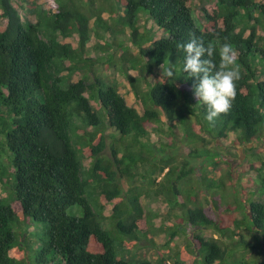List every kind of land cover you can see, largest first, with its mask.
<instances>
[{"label": "trees", "instance_id": "1", "mask_svg": "<svg viewBox=\"0 0 264 264\" xmlns=\"http://www.w3.org/2000/svg\"><path fill=\"white\" fill-rule=\"evenodd\" d=\"M28 1L17 0L23 14L14 0H0V21L5 22L0 25V149L8 153L15 175L9 184L0 164V186L12 187L14 193L8 203L0 199V264L28 263L13 229L18 214L48 228L40 253L42 263L54 255L60 264H131L117 254V245L131 249L120 238L135 244L134 238L141 239L139 233L150 232L152 219L146 217L141 189L133 187L126 195L121 181H135L140 175L139 161L150 162L131 149L149 142L151 129L162 131L167 124L164 116L171 123L179 120L186 130L194 127V117L202 130L210 126L219 138L233 133L240 144L264 137V35H260L264 34V0H217L202 8L201 26L193 15L194 0H52L53 12ZM105 13L110 15L108 20ZM31 15L36 16V22L30 20ZM142 17L162 32L159 40L154 42L140 32ZM115 27L123 34L129 30L131 42L140 52L132 57L130 49L116 38L107 42L108 50L117 47L124 51V65L140 69L141 77L128 76V81L142 114L128 105L119 81L97 76L94 69L98 62L86 53L93 32L102 41L109 32L117 34ZM74 35L79 37L78 48L62 40ZM193 35L216 50L213 60L217 65L225 38L236 53L235 66L241 74L236 95L230 111L214 123L205 119L207 106L194 98L196 79L183 72L185 52L178 45ZM165 61V66H176L170 81L162 78ZM81 70L94 73L93 81L83 75L74 82ZM147 74L156 75L155 82L148 81ZM94 100L99 110L93 107ZM109 130L114 135L110 136ZM108 138L115 140L112 158L103 155ZM87 160L90 167L85 165ZM167 161L160 171L169 169L166 177L175 175L181 180V175L194 171L177 174ZM262 170L263 163L257 171L264 178ZM149 171L143 176L146 180ZM158 172L152 173L154 185H159ZM260 185L264 196V179ZM175 186L185 204L179 183ZM156 193L166 195L171 212L180 207L170 191L159 188ZM249 205L247 217L239 222L250 233L264 237V201ZM108 206L112 207L110 217L104 214ZM209 206L213 217L198 205L189 209L190 224L196 229L227 232L231 239L237 236L223 227L222 213L232 209ZM71 207H79L82 215L69 214ZM106 223L110 229L105 228ZM177 234L170 231L169 241ZM195 239L205 248L204 264L225 261L227 252L216 239L205 240L199 235ZM242 244L246 243L234 247ZM158 260L168 263L164 255ZM139 264L153 263L145 260Z\"/></svg>", "mask_w": 264, "mask_h": 264}, {"label": "rangeland", "instance_id": "2", "mask_svg": "<svg viewBox=\"0 0 264 264\" xmlns=\"http://www.w3.org/2000/svg\"><path fill=\"white\" fill-rule=\"evenodd\" d=\"M33 1L47 11H54L52 0H29V5ZM14 2L19 8V2L17 0H14ZM215 2L217 0L193 1V15L198 25L201 26L203 22L202 8ZM20 10L23 11V9ZM24 13L25 11H23ZM103 17L108 20L110 15L105 13ZM29 18L31 21L36 22V16L31 15ZM148 20V18H141L140 32L155 42L163 35L160 30L153 26L152 21ZM4 23L3 20L0 21V25ZM93 23L94 20L91 21L92 28ZM115 28L118 30L117 34L114 35L113 32H109L102 41L93 32L86 53L89 58L98 62L94 69L97 76L110 81L115 79L119 81L121 84L120 90L125 94L128 105L136 108L142 114L141 103L136 100L128 81V76L141 77L140 69H132L130 63L124 65L121 60L124 51L117 47L108 50L107 42L116 38L119 43L124 44L125 48L130 49L132 57H138L140 52L132 44L129 30L123 34L119 32L120 27ZM249 34L250 32H247L246 36H249ZM260 35L264 34L260 32ZM62 40L71 43L75 48L79 46L78 35ZM87 74L84 70L77 72L73 77L74 82L80 80L83 75H86L87 79L92 82L95 76L94 73ZM145 78L150 82H155L156 75L147 74ZM92 105L95 110H99L100 106L96 100L92 101ZM191 120L194 127L191 130H186L179 120L171 123L164 116V121L167 124L162 126L161 129L163 130L154 131L151 129L150 141L142 142L144 143L142 147L140 145L131 149L133 153L149 158L150 162L140 160L138 166L140 175L137 176V179L133 182L123 179L121 185L126 195L133 187L141 189L140 192L143 195L141 202L146 217L152 219V225L149 233H139L140 241L133 239L136 242L135 244L131 239L121 236L120 240L124 244H128L126 246H130L131 249L128 248L126 251L122 246L117 245L118 256L124 257L127 261L132 262L131 264H139L145 260L153 264H160L158 259L161 255L166 257L167 264L183 262L186 258L189 259L184 264H204L206 259L205 248L200 246L195 239V236L199 235L205 240L216 239L220 246L226 250L225 261H218L215 264H237L238 261L241 262L242 260L248 261L249 264H264L263 235L250 233L245 228L246 226H242L239 222L240 220L244 221L243 219L247 217L251 201H264V196L260 195L262 194L260 184H262L264 178L262 177V179L260 171H257L261 163L264 165V137L255 140L253 143L240 144L237 141V136L233 133L228 134L227 137L219 138L211 131L210 126L206 130H202L194 117ZM112 132V130H109L108 134L110 136L114 135ZM115 137L120 139V136L116 135ZM124 140L126 143L130 142L128 138ZM114 144L115 140L108 138L107 149L103 154L106 158L113 157L112 147ZM164 160H171V162L167 161V164H169V168L176 169L177 174L188 173L191 168L194 171L186 176L181 175V180L175 175L166 177L169 169L164 173L160 172L165 166L163 165ZM0 164L5 172V180L10 179L8 183L11 184L13 180L15 181L14 169L12 168L11 159L4 149H0ZM85 165L90 167V160L85 161ZM254 165H258L257 168H254ZM155 170L159 171L157 175L159 185L152 183L154 180L152 173ZM147 171H149V178L146 180L143 176ZM261 173L264 176V170ZM176 182L179 183V193L185 204L180 202L179 195L175 193ZM3 186L5 189L0 186V199L8 203L13 197V188ZM159 188L171 192L172 199L180 203L177 210L171 212L166 200H164L166 195L156 196ZM92 204L94 206L93 201ZM209 204L220 205L221 211L232 209L230 212L222 213L223 227L230 228L232 232L237 233V236L231 239L227 232L223 233L215 228L196 229L190 224L187 211L197 205L205 209L210 217H213ZM68 213L81 216L82 210L79 207H71ZM104 214L106 217H110L112 207L108 206ZM105 228L110 229V223H106ZM13 229L17 235L19 248L23 250L24 255L29 259L27 264H60V260L55 258L54 255L48 256L44 263L41 262L40 253L43 251L44 243L47 240L45 235L48 230L44 224L35 223L23 214H18L13 223ZM170 231L178 233L171 242L169 241ZM239 242H245L246 244L234 247Z\"/></svg>", "mask_w": 264, "mask_h": 264}, {"label": "clouds", "instance_id": "3", "mask_svg": "<svg viewBox=\"0 0 264 264\" xmlns=\"http://www.w3.org/2000/svg\"><path fill=\"white\" fill-rule=\"evenodd\" d=\"M185 52L183 72L194 77L197 83L193 87V95L200 103L207 106L205 119L214 123L221 114H227L232 107L236 95V84L241 79L238 67L235 66L236 55L233 45L225 38L219 49V64L214 63L216 50L206 46L196 36L178 45ZM161 65L162 78L172 80L176 75L175 63Z\"/></svg>", "mask_w": 264, "mask_h": 264}]
</instances>
